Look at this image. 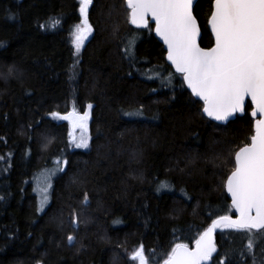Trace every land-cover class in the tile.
<instances>
[{
  "label": "trees",
  "instance_id": "obj_1",
  "mask_svg": "<svg viewBox=\"0 0 264 264\" xmlns=\"http://www.w3.org/2000/svg\"><path fill=\"white\" fill-rule=\"evenodd\" d=\"M212 1L193 8L203 48ZM79 7L0 0V264H138L141 245L149 264H163L214 218L233 215L225 181L253 133L250 104L224 125L205 117L152 26H130L124 0H93V32L75 53ZM73 111L89 113L74 134L60 118ZM81 136L87 148L76 146ZM48 170L38 211L36 179ZM262 236L220 229L211 264H264Z\"/></svg>",
  "mask_w": 264,
  "mask_h": 264
},
{
  "label": "snow or ice",
  "instance_id": "obj_2",
  "mask_svg": "<svg viewBox=\"0 0 264 264\" xmlns=\"http://www.w3.org/2000/svg\"><path fill=\"white\" fill-rule=\"evenodd\" d=\"M92 2L79 0L75 53L80 52L93 32L88 15ZM192 6L193 0H126L130 24L147 28L149 16L155 22V32L167 46V60L183 76L192 95L203 102V114L216 121H227L234 113L244 111L245 97H250L255 106L251 115L255 117L258 113L260 118L255 122L251 143L235 152V167L227 179V191L238 213L237 219L227 215L218 217L200 234L194 249L177 244L164 264H202L210 259L216 251L212 233L217 227L264 230V0H214L208 22L215 44L207 49L197 43L199 28ZM133 40H129L126 52L134 49ZM13 70L14 66L10 67L8 74ZM135 114H141L140 110ZM88 116V112L79 115L73 111L60 118L84 129ZM76 146L87 148V137L81 136ZM161 187L166 188L167 184ZM84 202L87 203L86 194ZM76 223L74 214L73 224ZM67 239L70 244L74 242L71 235ZM248 247H252L251 241ZM131 259L138 264H149L142 245Z\"/></svg>",
  "mask_w": 264,
  "mask_h": 264
},
{
  "label": "water",
  "instance_id": "obj_3",
  "mask_svg": "<svg viewBox=\"0 0 264 264\" xmlns=\"http://www.w3.org/2000/svg\"><path fill=\"white\" fill-rule=\"evenodd\" d=\"M198 0H193V6H192V12H193V8H194V5H195V3L197 2ZM213 2H214V0L212 1V4H213ZM125 6H126V0H125ZM129 10V9H128ZM130 11V10H129ZM212 11V10H211ZM194 15V14H193ZM210 16H211V14H210ZM210 16H209V18H208V20H207V28H208V31H209V33L211 34V37H212V41H213V43H212V45L210 46V47H208V48H211V47H213L214 46V44H215V37H214V35H213V33H212V29H211V25L209 24V19H210ZM147 19H148V21H149V23H151L152 25H153V33H154V36L157 38V40L162 44V46H163V49H164V51H165V60H166V63L168 64V65H170L171 66V68L173 69V71H175L176 72V70H175V68H174V66H172L171 65V62L170 61H168L167 60V46L164 44V42H163V40L156 34V32H155V22L152 20V18L149 16V17H147ZM130 24V23H129ZM198 25V24H197ZM130 26H132V27H134V28H137L135 25H132V24H130ZM199 28V27H198ZM200 36H201V32H200V29H199V35H198V37H197V43L199 44V40H200ZM200 46V45H199ZM201 47V46H200ZM203 48V47H202ZM207 49V48H206ZM177 73V72H176ZM180 74V73H179ZM187 86V85H186ZM188 88V87H187ZM188 90L190 91V93H191V90L188 88ZM192 94V93H191ZM193 96V95H192ZM196 100H199V98L198 97H195V96H193ZM200 101V100H199ZM200 102H202V101H200ZM249 103L250 105H251V110H250V112H249V114H250V116L254 119L253 120V134L252 135H254L255 134V122H256V120L257 119H259L260 117H259V114L257 113V115L255 116V117H253L252 115H251V113L254 111V105L252 104V101H251V98L250 97H245V105H246V103ZM202 107H203V102H202ZM244 113V111L243 112H238V113H234L233 114V116H231V117H229L228 118V120L227 121H216V120H213L212 118H210V117H208L207 115H205V114H203L205 117H207L209 120H211V121H213V122H215V123H218V124H222V125H224V124H226L228 121H230V120H233L234 119V117L236 116V115H242ZM251 143V139H250V141H249V144ZM244 147V146H243ZM239 151V150H238ZM234 167H235V157H234ZM234 170V169H233ZM232 170V171H233ZM231 171V172H232ZM231 172H230V174L228 175V176H230L231 175ZM228 176H227V178H226V181H225V190H226V194H227V197H228V199H229V202H230V206L232 207V197H231V194L227 191V179H228ZM232 209H233V214H234V216H230L233 220H235V219H237V217H238V213L235 211V209L232 207ZM255 213H253V215H254ZM218 217H220V216H218ZM218 217H216V218H214L210 223H209V225L204 229V231L207 229V228H209L211 225H212V222L214 221V220H216V219H218ZM224 226H220V227H217L216 229H214V231H213V233H212V241H213V244L215 245V248H216V244H215V234H216V232L219 230V229H221V228H223ZM203 231V232H204ZM202 232V233H203ZM200 236V235H199ZM199 238V237H198ZM197 238V239H198ZM196 239V240H197ZM195 248V242L193 243V245L191 246V247H189V249L190 250H192V249H194ZM215 253H216V251L212 254V257L215 255ZM212 257L210 258V259H208V260H206V261H203L202 262V264H210L211 263V259H212ZM164 264V263H163Z\"/></svg>",
  "mask_w": 264,
  "mask_h": 264
},
{
  "label": "rangeland",
  "instance_id": "obj_4",
  "mask_svg": "<svg viewBox=\"0 0 264 264\" xmlns=\"http://www.w3.org/2000/svg\"><path fill=\"white\" fill-rule=\"evenodd\" d=\"M75 31H76V29L74 30V36H73L74 39H75ZM129 118H132V117H129ZM69 124H70V132L72 134H74L75 132H78V131H82V129L80 127H74L71 121H69ZM53 168L55 169L54 172H56L57 169L60 168L59 162H57V164H55L53 166ZM49 171L50 170L43 172L38 176V178H43L42 183H37L38 178L36 179L35 195H36V199H37L38 211H43L45 209V206H47V203L49 200L50 188H51L52 179H53V177L51 179L49 177L52 176V174L54 173L53 170H52V172H49ZM45 189H46V192H45ZM45 195H47V201L46 202L44 201ZM249 239L250 238L244 239V242H245L247 247L249 245V242L251 241ZM263 239H264V236H262L261 242L257 243V245H262V243L264 242Z\"/></svg>",
  "mask_w": 264,
  "mask_h": 264
}]
</instances>
